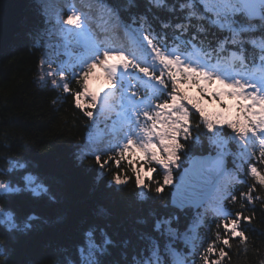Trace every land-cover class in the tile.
Here are the masks:
<instances>
[{
	"label": "trees",
	"instance_id": "trees-1",
	"mask_svg": "<svg viewBox=\"0 0 264 264\" xmlns=\"http://www.w3.org/2000/svg\"><path fill=\"white\" fill-rule=\"evenodd\" d=\"M70 15L81 18V31L87 32L85 37L91 45H98L109 30L107 20H114L112 27L120 30L141 62L157 66V75L159 67L153 47L166 55L216 65L220 70L229 67L240 75H264V18L247 22L236 8L214 12L205 9L202 0H26L18 32L0 55V180L8 181L6 186L11 188L0 189V233L4 231L3 225L15 233V239L10 236L8 242L10 261L15 264L264 261V186L258 185L249 172L252 163L264 171V160L259 157L264 155L260 142L263 134L258 132L255 138L240 133L228 122L211 133L203 111L186 104L189 115L175 132L178 142L185 145L175 148L179 158L169 160L170 145H165L161 166L152 165L156 173H149L152 180H145L147 187L136 184L127 161H121L117 169L116 159L109 160L106 170L118 172L126 180L124 184H115L98 172L99 165L91 154L103 143L113 149L109 154L116 157L123 147L122 136H103L94 145L87 141L98 106L92 117L75 107L74 93L80 90L79 81L87 71V64H75L73 57H81L89 46L74 40L67 42L61 36L60 24ZM93 20L95 27L89 29ZM66 50L71 51L70 58ZM133 76L135 81L131 79ZM142 77L135 72L120 74L116 89L125 93L123 98L135 95L139 87L142 96L144 92V97H151L156 104H162L164 99L170 101L164 85L158 81L157 86H150V80ZM65 83L69 85L67 92L63 90ZM166 83L170 85V81ZM215 139L220 142L219 148L213 143ZM76 145H80L85 161L79 166L72 155ZM216 150L226 153L228 167L209 200L195 211L171 205L172 184L181 167L191 156ZM130 151L126 150L125 155ZM163 160H167V167ZM161 167L168 175L171 172L169 183H165L168 175L163 179ZM253 174L264 183V175L255 170ZM27 176L43 186L34 190ZM253 184H257L255 189L251 188ZM245 191L252 192L253 201L246 200ZM233 195L236 200L231 199ZM236 212L250 216L251 221H242L240 229L237 227L240 221L233 220L224 231V221L235 218ZM218 231L221 235H216ZM229 232L243 239L232 238L230 246L225 247ZM212 242L218 250L210 249L211 260H204L206 248Z\"/></svg>",
	"mask_w": 264,
	"mask_h": 264
},
{
	"label": "clouds",
	"instance_id": "clouds-1",
	"mask_svg": "<svg viewBox=\"0 0 264 264\" xmlns=\"http://www.w3.org/2000/svg\"><path fill=\"white\" fill-rule=\"evenodd\" d=\"M114 23L115 21L111 18L107 20L109 30L99 40V51L96 54L104 57L100 63V69L104 73V83L110 81L108 84L109 91L101 95V88L103 86L101 88L90 87L88 83L89 78L83 74L79 81L80 90L74 93V103L75 107L81 110L82 113H86L88 117V113H93L96 106L100 105L98 115L101 117L106 116L113 109V106H117V100L122 98L116 96V93H119V90L116 89V82L119 79V75L125 72L142 74L144 77H150L153 80L159 81L161 85H164L167 96L172 101L171 107L160 108L159 111L152 113L151 116L146 115L149 111H144L143 116L145 119L144 123L141 124V135L129 137V140L123 144V147L119 148L116 157L109 154L113 149L109 150L103 143L98 144L95 151L91 154L92 158L99 165L98 172L107 175L115 184H124L126 180L122 179L121 174L118 172L113 174L106 170L105 165L109 160L113 159H116L117 169H119L121 161H127L128 167L131 168V171L135 175L136 184L147 187L145 180H152V176L149 173H156V168L152 165L161 166V152L165 147L161 143V138L171 136L172 132L170 129L176 132L184 125L183 118L189 115L186 104L200 111L201 109L197 105L203 103L205 98L218 101L222 109L233 106L244 108L245 105H247V108H252L254 104H259L260 101L251 92H248L245 85L239 80H234L231 88L221 87L218 85V81L224 84L226 83L218 78L217 73L206 71L203 68L193 67L191 63L186 64L180 56H168L153 47L154 59L158 62L159 67V74L157 75V66L147 65L141 62L140 56L131 51L127 39L122 36L120 30L112 27ZM94 27L95 21L93 20L89 25V29H94ZM75 51L81 53L79 48H76ZM131 79L135 81L136 78L133 76ZM166 81H170V85ZM52 84H56V81L52 80ZM63 90L65 92L69 91V85L67 83L64 84ZM141 96L142 90L136 87V92L133 97L135 101L134 105H127V98H123L127 106L125 119L130 120L132 112H140L139 105L145 102L142 99L145 93L143 92L142 98ZM225 96L235 100L236 104H228L223 98ZM249 97H251V103H248ZM166 102L168 100L164 99L163 103ZM225 104L227 107H225ZM220 115L222 114L220 113ZM256 117L260 123H264V104H261V107L257 110ZM157 120L159 123L153 127V122ZM148 121H151V123L149 124ZM91 130L92 127L90 126L89 131ZM129 141H132V143H129ZM158 144L161 147L157 150L153 145ZM137 148L141 150L138 156L135 155ZM126 150H131L127 156L125 155ZM72 155L77 166L82 163L85 164L80 154V145H76ZM102 159L103 162H101ZM161 168L164 173V179L168 173L165 172L164 167ZM140 181H144V183L141 184ZM7 183L0 180V189L6 188ZM3 228V233H0V237H2L0 238V264H15L14 261H10L11 250L8 247L9 237L11 236L15 239V233L12 228L4 225ZM260 264H264V261H261Z\"/></svg>",
	"mask_w": 264,
	"mask_h": 264
},
{
	"label": "water",
	"instance_id": "water-1",
	"mask_svg": "<svg viewBox=\"0 0 264 264\" xmlns=\"http://www.w3.org/2000/svg\"><path fill=\"white\" fill-rule=\"evenodd\" d=\"M248 19L262 17L264 0H231ZM25 0H0V55L18 32ZM222 152L198 154L190 157L178 172L170 192V203L178 209H197L212 194L226 169Z\"/></svg>",
	"mask_w": 264,
	"mask_h": 264
},
{
	"label": "snow or ice",
	"instance_id": "snow-or-ice-1",
	"mask_svg": "<svg viewBox=\"0 0 264 264\" xmlns=\"http://www.w3.org/2000/svg\"><path fill=\"white\" fill-rule=\"evenodd\" d=\"M80 17L77 15H70L67 18V23L69 24H79L80 22ZM87 32H83L80 35L82 37L86 36ZM99 51L98 45H95V43H93L91 46L88 47L87 51L85 53L82 54V56L79 58V63L81 65L87 64V71H84V75L87 76L89 78V76L91 74H93L95 71V69H97V64L95 62L93 63H88L89 60H94L97 52ZM107 55V53H106ZM83 71V70H82ZM109 82H105V85L108 86ZM219 86L221 87H225V88H231L232 85L230 84H224L221 81L217 82ZM102 91V89H101ZM67 92V91H66ZM253 96H255L260 103L259 104H254L252 108H247V105H245L244 108H239L236 106H233L231 108H220L219 107V102L215 101V100H205L203 101V103L198 104L197 107H199L204 115L208 118V127L209 128H213L214 124L213 121H215L216 124H224L225 122H228L231 124V126L236 129L237 131H239L240 133H247L249 130L255 131L256 129H264V123H260L256 117V112L257 110L261 107V104H264V96L258 95L257 93L253 92L252 93ZM228 104L230 105H235L236 101L233 99H229L226 96L223 97ZM227 98V99H226ZM174 99V98H173ZM237 99H244V98H237ZM172 103V101H171ZM171 103L166 102V103H162L159 104L157 106V108H165V107H171ZM248 103H251V97L248 98ZM135 101L132 99H127V105H134ZM214 105L215 106V110L214 111H210L208 108V105ZM126 113H127V106L125 109ZM220 113H222V115H220ZM124 113H122L123 115ZM89 117L93 116V113H88ZM147 116H151L152 113L148 112L146 113ZM185 119L187 117H184ZM128 123V120L126 119V124ZM159 121H154L153 122V127L156 126V124H158ZM170 131L172 132L171 135V139H169L168 137H162L161 138V142L164 145H170V147H168V159L169 160H175L178 159L179 157L176 155L175 152V148L176 147H184L185 145L181 142H178L177 140V136L175 134V130L170 129ZM129 143H132V141H129ZM154 148H156L157 150L159 149L158 145H153ZM137 153H141V150L139 148H137ZM259 157L261 160H264V155L259 154ZM164 163V166L167 167V160H163L162 161ZM253 170H255L256 172L260 173L261 175H264V171H261V169L257 166L256 163H252L249 166V172L252 176V178H254V180L257 182L258 185L260 186H264V183H261L259 179H257V177L253 174ZM26 179H28L26 177ZM119 179V178H118ZM171 181V172L169 173V175L167 177H165V183H169ZM141 184L144 183V181H140ZM257 184H253L251 186L252 189H255L257 187ZM160 188H157V191H160ZM243 196L246 198L247 201L251 202L253 201L254 197L251 191H245L243 193ZM232 200H236L237 197L235 195H233L231 197ZM235 218L229 219V220H225L223 223V230L226 231L228 230V225L231 224V222L233 220H239L240 223L237 225L238 228L241 229V223L242 221H251V217L250 216H243L241 212H236L234 214ZM216 235H221L220 232L218 231L216 233ZM246 235V234H245ZM229 241L227 244H225V247H229L231 244V239L232 238H239V239H243L242 236H231V233L229 232ZM224 247V248H225ZM210 249H217L218 250V246L215 242L209 243V245L206 248V255L203 256L204 260H211V254L209 253ZM227 256L224 257V259H226Z\"/></svg>",
	"mask_w": 264,
	"mask_h": 264
},
{
	"label": "rangeland",
	"instance_id": "rangeland-1",
	"mask_svg": "<svg viewBox=\"0 0 264 264\" xmlns=\"http://www.w3.org/2000/svg\"><path fill=\"white\" fill-rule=\"evenodd\" d=\"M202 3H203V7L205 8V9H207V10H212V11H219V12H223V11H226V10H228L229 9V7H230V4H229V2H227V0H202ZM78 26H76V28H77ZM70 30H71V27L70 26H65L64 28H63V31L65 32V33H69L70 32ZM76 34V31H75V33H72V35L74 36ZM104 59V58H103ZM102 59V60H103ZM101 60V61H102ZM101 61H99L98 63H97V69H96V71L91 75V77H90V79H89V81H88V83H89V86L90 87H94V88H101V86H103L101 89H102V91H101V95H103L105 92H107V91H109V89H108V86L107 85H105V83H104V73H103V71L100 69V63H101ZM45 68H46V66H45ZM47 69V68H46ZM54 72V71H53ZM227 73V76H228V78H229V75H230V77L232 76L231 75V72L230 71H226ZM233 77V76H232ZM228 78L227 77H222V80L226 83V84H230L231 85V83H230V81L228 80ZM234 80H239L241 83H243L244 85H245V87H246V90L248 91V92H251V93H253V92H255V93H257L258 95H261L262 94V91H261V88L264 90V84H262V83H259L258 81H246V80H240L239 78L238 79H236L235 77H233L232 78V82L234 81ZM116 88H117V82H116ZM116 96H117V94H116ZM227 99V98H226ZM171 100V99H170ZM205 100H208V99H206L205 98ZM210 100V99H209ZM145 102L144 103H142V104H140L139 105V108H140V112L139 113H137V112H132L131 113V119L132 118H134V120H135V115L136 116H138V115H141L143 118H145L144 116H143V112L144 111H149V112H151V113H154V112H156V111H159V108H157V106L155 107V109L154 108H149V101L148 100H144ZM170 103H171V101H170ZM219 107L221 108V106L219 105ZM225 107H227V105L225 104ZM208 108H209V110L210 111H214L215 110V106L214 105H211V104H209L208 105ZM125 109L126 108H124V109H122V111L125 113V116H126V111H125ZM222 114V113H221ZM205 116V115H204ZM205 118H206V120L208 121V118L205 116ZM102 121H104V122H111V121H114L115 119H117L118 121H117V123H115V125H114V127L115 128H119V127H124V117L122 116V114L120 113V112H118L117 114H113L112 112H108V114L106 115V116H104V117H101L100 118ZM130 119V120H131ZM143 122H141V123H136V126H135V129H136V136H140L141 135V124H143L144 123V120H142ZM149 124L151 123V121H149L148 122ZM129 125H130V122L128 123ZM213 124H214V127L213 128H210V131H211V133L212 132H214V130L218 127V126H220V125H222V124H216L215 123V121H213ZM113 126H111L110 128L112 129V128H114ZM102 128V127H101ZM259 130V128L258 129H256L255 131H258ZM264 130V129H263ZM252 131V130H251ZM252 132H254V131H252ZM215 133V132H214ZM101 135H102V132L101 131H99L98 130V128H93L91 131H88L87 132V141L89 142V144H91V145H94V143L101 137ZM155 142V141H154ZM213 143L215 144V146L217 147V148H219V144H220V142L217 140V139H215L214 141H213ZM159 145V144H158ZM27 180H28V182H32L31 183V186L33 187V189L34 190H37V189H39L40 188V185H42L40 182H37V181H34L32 178V176H27ZM37 182V183H36ZM173 183H174V181H173ZM43 186V185H42ZM7 189H11V188H9L8 186H6V188H4L3 190H7ZM5 216H7V215H5ZM6 218H8V217H6Z\"/></svg>",
	"mask_w": 264,
	"mask_h": 264
},
{
	"label": "bare ground",
	"instance_id": "bare-ground-1",
	"mask_svg": "<svg viewBox=\"0 0 264 264\" xmlns=\"http://www.w3.org/2000/svg\"><path fill=\"white\" fill-rule=\"evenodd\" d=\"M25 5H26V0H25Z\"/></svg>",
	"mask_w": 264,
	"mask_h": 264
}]
</instances>
